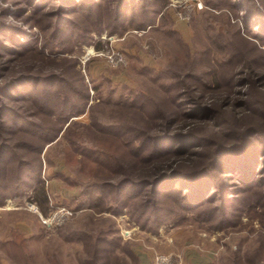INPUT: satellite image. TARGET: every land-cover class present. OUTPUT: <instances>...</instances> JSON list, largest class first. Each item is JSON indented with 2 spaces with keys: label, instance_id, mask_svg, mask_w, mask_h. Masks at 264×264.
<instances>
[{
  "label": "rangeland",
  "instance_id": "1",
  "mask_svg": "<svg viewBox=\"0 0 264 264\" xmlns=\"http://www.w3.org/2000/svg\"><path fill=\"white\" fill-rule=\"evenodd\" d=\"M120 1L0 0V264H85L90 243L99 264L109 252L107 264H264V0H126L121 15ZM142 93L146 112L164 97L177 112L183 177L157 203L139 201L147 189L96 212L83 192L102 165L77 150L101 147L93 126L133 124L114 102ZM44 127L62 129L45 145ZM36 155L45 203L15 183L18 160ZM61 206L72 214L43 222Z\"/></svg>",
  "mask_w": 264,
  "mask_h": 264
},
{
  "label": "trees",
  "instance_id": "2",
  "mask_svg": "<svg viewBox=\"0 0 264 264\" xmlns=\"http://www.w3.org/2000/svg\"><path fill=\"white\" fill-rule=\"evenodd\" d=\"M126 4V0H121L118 3V14L121 13L120 10H122ZM88 8L92 9L91 7ZM129 9L130 7L125 10ZM261 31L264 33V24L263 27L261 26ZM151 99L150 96H145V94L142 93L136 95L130 100L115 101V106L118 105L125 107L127 111H130V114L134 116L133 124L126 127H123L118 123L114 126L106 127L93 126L92 129L95 131L104 133L103 141L100 143L101 147L98 148V151H94L91 148H78L77 151L81 153L82 158L91 162L99 160L102 165L101 178L95 182H89L84 185L83 194L86 195L84 203H86L87 208L93 209L96 212L111 209V206L108 203L111 200H114L119 206L126 205L130 199L143 197L142 194H144L147 189L150 190V198L139 201L143 202V205L150 202L157 203L159 199L158 196L163 192V189H161L162 183L165 181H171L174 178L177 179L183 177V171L174 170V168L177 167L179 160H175L170 156V151L173 150L171 145L176 141V136L172 133L175 130H172L170 124L173 119L171 115L174 113L176 116L177 112L167 110L165 107L167 100L164 97L162 100L163 107H160L158 110H150V113H148L146 112V109L147 105H150V102H153ZM67 107V109H69L67 110L68 115L74 113L70 112V110L73 111L72 107L69 105ZM31 125L35 126V124ZM68 128L69 125L67 126V129ZM61 129L59 128L58 130L53 127L41 128L44 134L40 137H42V139H47L42 144L46 145L55 140ZM40 147L41 145L36 149L38 152H40ZM93 154L97 160L91 158ZM36 157V165H33V163L29 162L24 157H21L20 160H18L19 166L17 169V176L15 177V180L17 179V181H15V183H21L22 186L25 185L27 188H31L34 191L36 199L39 202L45 203L47 201V192L44 187V180L41 179L38 173L40 167L39 155H36ZM31 172H34L35 175H32L33 173ZM196 174L197 173H195L194 176ZM25 176L28 177V179L30 178L31 181L28 182L25 179ZM174 181L175 180H173V182ZM198 184H200L198 186L199 189H196L193 195H191L190 201H193L197 194L203 193L204 191V189H201L203 185L202 181H199ZM1 185L2 186L0 187L3 190H0V202L2 198L10 194L4 192V190L7 191L8 187L4 188L5 186L3 187V184ZM174 185L175 184L173 183L170 186H166L168 191H174ZM22 186L15 188L18 189L17 192L22 190ZM126 189H129L132 192L138 190V192L127 194L124 196L125 199H122V193H124ZM177 194L178 199L180 194ZM184 195L185 194L182 193L180 197L183 205V201L187 200L189 202V197ZM202 200H204V195ZM201 203L202 202L197 205H201ZM70 231L80 235L75 229ZM97 240H100L102 243L110 241L102 235L97 236ZM98 244L94 245L90 243V245L93 246V252L89 260H84L85 264H99L100 260H102V256H100V254L98 256L97 254L99 248ZM109 255L110 252L108 255L106 254L104 256L103 260H106L105 264L109 262Z\"/></svg>",
  "mask_w": 264,
  "mask_h": 264
},
{
  "label": "built area",
  "instance_id": "3",
  "mask_svg": "<svg viewBox=\"0 0 264 264\" xmlns=\"http://www.w3.org/2000/svg\"><path fill=\"white\" fill-rule=\"evenodd\" d=\"M72 212L64 206L59 207L57 210H54L53 213L47 218H43V222L50 224V222L60 223ZM155 264H182L178 256L174 254H158L154 257Z\"/></svg>",
  "mask_w": 264,
  "mask_h": 264
}]
</instances>
